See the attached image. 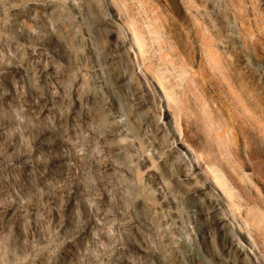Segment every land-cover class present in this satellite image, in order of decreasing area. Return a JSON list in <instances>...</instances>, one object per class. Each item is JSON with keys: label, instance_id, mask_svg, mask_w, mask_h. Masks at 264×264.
Masks as SVG:
<instances>
[{"label": "rangeland", "instance_id": "374dc122", "mask_svg": "<svg viewBox=\"0 0 264 264\" xmlns=\"http://www.w3.org/2000/svg\"><path fill=\"white\" fill-rule=\"evenodd\" d=\"M84 1L0 0V264H251L235 252L243 246L264 264V0H118V14L100 0L108 23L129 21L136 71L156 89L146 133L104 80L98 12ZM196 81L205 98L186 90ZM93 99L117 123L108 136ZM146 136L160 150H146ZM232 138L225 155L239 172L220 154ZM187 143L224 180L217 198L163 179L157 165ZM200 167L175 175L193 181Z\"/></svg>", "mask_w": 264, "mask_h": 264}, {"label": "bare ground", "instance_id": "6f19581e", "mask_svg": "<svg viewBox=\"0 0 264 264\" xmlns=\"http://www.w3.org/2000/svg\"><path fill=\"white\" fill-rule=\"evenodd\" d=\"M111 1L113 5L115 6V9H117L116 11L113 12V14L122 13L123 8L121 4L119 3V1L118 0H111ZM183 1H186V0H183ZM84 2L85 3L88 2L89 8H91L92 10L94 8L95 11L98 12V22L97 23H98L99 33L97 32L98 33L97 35L99 38L97 37L98 40L96 38L95 39L97 40L96 48L98 51L99 59L100 61H102L101 67L103 69L104 80L106 81L107 84H109L112 87V89L114 90V92L116 93L118 97V100L122 102L123 104L122 106H124V111L127 116L126 120L129 122L131 127L134 128V130H137L140 132L143 131L144 133H146L150 125L149 117L154 119L153 116H151L150 107L153 109L158 108V99H157L158 97H157V92H156L155 87L149 81V78L146 76V74L142 73L143 70H141L140 72L136 71L137 66L138 68H140V62L138 59L134 60V58L132 57V54L130 51V40L127 38V35L125 32V29H128L127 24L129 21L127 20L121 23V22H118V20H113V21H110L111 23H108V21L106 20V12L100 0H87V2L85 0ZM88 3L86 4L87 7H88ZM94 14L95 13L92 12V15ZM94 18L96 19L95 16ZM130 23H131V27L133 28L134 34L136 36L137 43L139 47L141 48V51H144L143 49L144 43L141 38V33L139 32L138 24L135 21L134 22L132 21ZM155 30L156 32H158L157 28ZM117 42H122V44L124 45L123 51L122 50L118 51L114 48V46L117 45ZM202 52L205 53V55L208 57L210 61L214 62L217 65L216 58L212 55L211 51L208 48L204 49ZM144 65L146 66L147 69L156 72L155 70H153V67L151 64L150 65L144 64ZM217 69H219L218 66H217ZM204 75L209 81H213L212 77L209 74L205 72ZM158 77L160 80H162L161 75H159ZM213 82L217 86H219V88L223 89L225 93L227 92V86L223 82L222 79L216 80V81L214 80ZM196 83L197 84L195 86L189 83L186 90L188 92L189 90L195 92L196 87H198L200 89L199 94H202L201 97L205 98L208 94L206 93V89L203 87H199V84H198L199 81H196ZM166 93L169 99L176 101L173 93L171 94V92L169 91ZM226 94H228L229 97H234L232 96V94H229L228 92ZM146 96L149 102L148 100H146L147 98L144 99V97ZM83 98L85 99L84 96ZM77 99L78 101H80L79 98ZM233 99L235 101V98ZM137 100H140V102L137 103ZM196 102L198 103L197 100ZM92 104H93L92 110L94 112L95 120H97V122L101 124L100 126L105 127V129L103 130H105V132L107 133L106 135L107 136L110 135L113 132L114 127H117L115 126L117 125V123L107 122L109 118L106 117V114L104 113L103 110H101V108L96 106L95 99H93ZM156 114L158 117V113ZM93 122L95 121L93 120ZM105 122H106V125L105 126L102 125ZM95 126H96V122H95ZM96 127H99V125ZM221 129H222L221 133L223 132V134L226 135V133L228 132L227 126L223 124L221 125ZM103 130H99V132ZM145 138L146 139H144L145 140L144 143L146 144L148 142L145 146L146 150L147 149L150 150V148L152 147L153 149H159L162 145V143H160V140L156 139V137L154 136H149V137L146 136ZM109 139L104 140L105 142L104 144H105V147H107L108 149L107 151H113L114 148L117 147L118 145L117 143L112 142V140L109 141ZM234 145L235 143L233 142V138H232V142H229L227 139H225L223 144L220 146V154L224 155V157L226 158V161L230 163V166H232L235 171L239 172L237 163H235L234 161L235 160L234 157L233 158L231 156L226 157L225 155V154H229V151H233L235 149ZM187 147H188L187 150H185L184 152L183 151H180L179 153L177 152L176 156H174L173 159L166 158L161 164L159 163L157 165V168L159 169L163 179L165 180V182L169 184V186H172V189L178 190V188H181L179 189L181 191H185L183 186H186L187 184L188 186H195V187L206 186L207 188L204 189L203 191H206L211 196H214L217 198L219 194H218V190H216L217 189L216 186H225L224 180L221 179V177L210 167V165L206 163V161L204 162L203 165L201 164L200 160H203L202 155L200 153H197L194 155L192 153V148L189 145V143H187ZM150 154H151V157L155 156L153 153H150ZM249 157L250 159H252L251 155H249ZM176 161H178L179 164H176ZM192 163H193V168H194L195 163H198L199 165H201V167L199 168L200 169L199 171H197V169H195L196 170L195 172L193 171V174H195V179L189 182L180 181L175 175L176 170H179L185 174H188V172L191 170L190 167ZM105 165L106 166H109V165L116 166L117 168H115L116 169L115 171L116 172L119 171L120 173H122L121 176L127 175L131 172L129 165L126 166V165L116 164V163L113 164V162L106 163ZM183 166L185 168H183ZM247 188L250 193L252 194L254 193L250 186H247ZM225 210L226 209H223V214H226ZM208 221L209 219H207V222ZM226 226L229 229V231L234 234V230L232 229V226L228 223L225 224V227ZM242 238H244V236ZM235 252L243 254L246 260L248 259L251 260L252 262L251 264H262V262L258 263L256 259L254 260V256L250 255V252L245 246H243V248L241 249L240 248L235 249Z\"/></svg>", "mask_w": 264, "mask_h": 264}]
</instances>
